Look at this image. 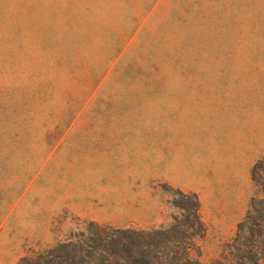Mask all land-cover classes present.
I'll list each match as a JSON object with an SVG mask.
<instances>
[{"label": "rangeland", "instance_id": "1", "mask_svg": "<svg viewBox=\"0 0 264 264\" xmlns=\"http://www.w3.org/2000/svg\"><path fill=\"white\" fill-rule=\"evenodd\" d=\"M263 155L264 0H0V264L164 225L177 190L208 263Z\"/></svg>", "mask_w": 264, "mask_h": 264}, {"label": "trees", "instance_id": "2", "mask_svg": "<svg viewBox=\"0 0 264 264\" xmlns=\"http://www.w3.org/2000/svg\"><path fill=\"white\" fill-rule=\"evenodd\" d=\"M249 177L255 192L219 256L208 263L190 256L203 232L196 195L177 190L187 205L173 202L177 214L164 225L134 229L89 222L85 231L15 264H264V155L251 165Z\"/></svg>", "mask_w": 264, "mask_h": 264}]
</instances>
